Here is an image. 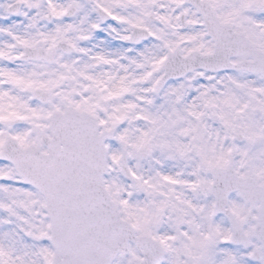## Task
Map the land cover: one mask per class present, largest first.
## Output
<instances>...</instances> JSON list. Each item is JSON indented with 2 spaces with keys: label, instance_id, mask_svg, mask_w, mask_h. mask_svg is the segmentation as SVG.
I'll list each match as a JSON object with an SVG mask.
<instances>
[{
  "label": "snow or ice",
  "instance_id": "1",
  "mask_svg": "<svg viewBox=\"0 0 264 264\" xmlns=\"http://www.w3.org/2000/svg\"><path fill=\"white\" fill-rule=\"evenodd\" d=\"M0 264H264V0H0Z\"/></svg>",
  "mask_w": 264,
  "mask_h": 264
}]
</instances>
